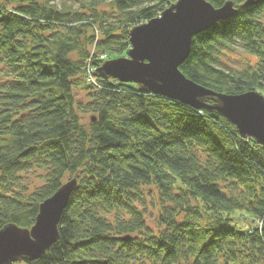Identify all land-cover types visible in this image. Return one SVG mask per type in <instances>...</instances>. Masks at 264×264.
I'll use <instances>...</instances> for the list:
<instances>
[{
    "label": "trees",
    "instance_id": "1",
    "mask_svg": "<svg viewBox=\"0 0 264 264\" xmlns=\"http://www.w3.org/2000/svg\"><path fill=\"white\" fill-rule=\"evenodd\" d=\"M176 1L0 0V230L31 228L78 178L56 242L17 262L264 264V145L101 70ZM232 1L180 68L218 92L264 94V3ZM235 50L254 61L226 67Z\"/></svg>",
    "mask_w": 264,
    "mask_h": 264
},
{
    "label": "water",
    "instance_id": "2",
    "mask_svg": "<svg viewBox=\"0 0 264 264\" xmlns=\"http://www.w3.org/2000/svg\"><path fill=\"white\" fill-rule=\"evenodd\" d=\"M260 3L264 0H246L243 6ZM236 12L232 0L220 7L210 0H177L159 16L134 26L128 54L106 60L101 70L122 82L137 83L148 93L217 111L242 135L264 145L263 93L218 92L189 78L180 68L191 54L194 36ZM77 185L74 177L43 201L31 228L9 223L0 230V264L37 259L56 242L61 217Z\"/></svg>",
    "mask_w": 264,
    "mask_h": 264
},
{
    "label": "rangeland",
    "instance_id": "3",
    "mask_svg": "<svg viewBox=\"0 0 264 264\" xmlns=\"http://www.w3.org/2000/svg\"><path fill=\"white\" fill-rule=\"evenodd\" d=\"M71 2L75 5L78 6L79 2L78 0H71ZM224 62L226 67L229 68H237V69H244L245 67L249 66L251 62L254 61L251 55L240 51V50H235L232 52H229L227 55L223 56ZM80 97L82 99H85L84 93L80 94ZM15 264H24L23 262H15Z\"/></svg>",
    "mask_w": 264,
    "mask_h": 264
}]
</instances>
